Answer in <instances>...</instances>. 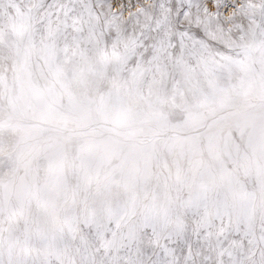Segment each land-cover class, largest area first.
I'll return each instance as SVG.
<instances>
[{
  "label": "snow or ice",
  "instance_id": "obj_1",
  "mask_svg": "<svg viewBox=\"0 0 264 264\" xmlns=\"http://www.w3.org/2000/svg\"><path fill=\"white\" fill-rule=\"evenodd\" d=\"M0 264H264V0H0Z\"/></svg>",
  "mask_w": 264,
  "mask_h": 264
}]
</instances>
